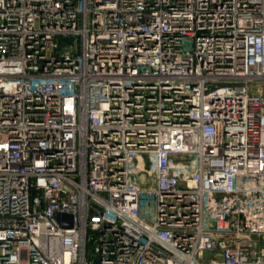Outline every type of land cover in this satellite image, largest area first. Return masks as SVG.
Listing matches in <instances>:
<instances>
[{
	"label": "built area",
	"instance_id": "built-area-1",
	"mask_svg": "<svg viewBox=\"0 0 264 264\" xmlns=\"http://www.w3.org/2000/svg\"><path fill=\"white\" fill-rule=\"evenodd\" d=\"M0 264H264V0H0Z\"/></svg>",
	"mask_w": 264,
	"mask_h": 264
},
{
	"label": "water",
	"instance_id": "water-1",
	"mask_svg": "<svg viewBox=\"0 0 264 264\" xmlns=\"http://www.w3.org/2000/svg\"><path fill=\"white\" fill-rule=\"evenodd\" d=\"M56 219L60 222L62 220H64L65 222L68 223L67 226H71L72 222H73V217L71 215H66V214H56L55 215Z\"/></svg>",
	"mask_w": 264,
	"mask_h": 264
}]
</instances>
